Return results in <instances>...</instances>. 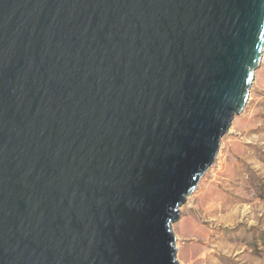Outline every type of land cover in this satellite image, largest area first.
I'll list each match as a JSON object with an SVG mask.
<instances>
[{"label":"water","instance_id":"1","mask_svg":"<svg viewBox=\"0 0 264 264\" xmlns=\"http://www.w3.org/2000/svg\"><path fill=\"white\" fill-rule=\"evenodd\" d=\"M263 58L264 0H0V264H180Z\"/></svg>","mask_w":264,"mask_h":264},{"label":"rangeland","instance_id":"2","mask_svg":"<svg viewBox=\"0 0 264 264\" xmlns=\"http://www.w3.org/2000/svg\"><path fill=\"white\" fill-rule=\"evenodd\" d=\"M180 210V264H264V58L244 111Z\"/></svg>","mask_w":264,"mask_h":264}]
</instances>
